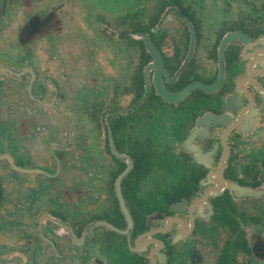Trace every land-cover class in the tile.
I'll return each mask as SVG.
<instances>
[{"label": "flooded vegetation", "instance_id": "af4514ba", "mask_svg": "<svg viewBox=\"0 0 264 264\" xmlns=\"http://www.w3.org/2000/svg\"><path fill=\"white\" fill-rule=\"evenodd\" d=\"M79 1L0 0V264H264V0Z\"/></svg>", "mask_w": 264, "mask_h": 264}, {"label": "rangeland", "instance_id": "374dc122", "mask_svg": "<svg viewBox=\"0 0 264 264\" xmlns=\"http://www.w3.org/2000/svg\"><path fill=\"white\" fill-rule=\"evenodd\" d=\"M61 4H62V8H61V15L64 18V23L62 26V32H64L65 34L63 35L64 37H67L66 33H69L71 31H79L82 27V23L83 22V17L85 14H83L84 11V4H82V2H80L79 0H61ZM109 6L113 5V3L110 1ZM73 20H72V19ZM15 22H20V19H16ZM82 31H85L82 29ZM62 36V35H60ZM1 42V41H0ZM50 44L49 43H45L44 46H42L41 44L39 45H33L32 47V55H34L35 57H33V61L35 64H41L43 65V62L45 61V65L47 68L46 71L43 72L46 73V76L49 77H54V79H58L59 80V84L62 86V92L64 95H66V99L63 101V106H68L71 103V98H69L73 86L74 85H78V83L80 82V84L82 85L81 87H83L84 82L81 79V75L84 73V68H85V61L84 59L79 60L81 56H79V50H81L82 46H81V42L79 39L76 40H68L66 41L65 44H62L61 47H59L58 50L55 54H60L62 57H64L67 61H66V69H62L60 67V69H58V61H54L53 60V56L52 54H50V56L48 57V54L46 52V50L43 48L45 47L46 49H49ZM59 46V44H58ZM4 47V43H2L0 45V48ZM15 47V45H14ZM45 50V51H44ZM76 54L77 57V67L76 70L74 71V65H75V60H74V55ZM43 57V61L42 59H40V57ZM41 65V67H42ZM38 66V65H37ZM60 70V71H59ZM69 70H72V74L77 76V78L80 77V81L76 80V82H74L72 80V78H69ZM62 74H66V78L62 77ZM47 82V89L49 91H52L53 89V81L50 80L46 81ZM49 95V94H48ZM49 97V96H48ZM6 106V105H4ZM38 108V109H37ZM17 111H19L17 109ZM26 111H30V112H38V113H44L40 118V124H41V130L38 131L37 133H35V137L32 140H29V145L34 146V147H30V149L32 151L34 150H39V153H42L43 150H45V148L43 147V145L46 143L43 139H45V137L48 135V133L52 130L50 129H54V125L56 124V120H54L51 116H49L51 110L49 109H44L41 106L37 105V104H30L28 103V108L26 109ZM46 126L45 129L42 128V126Z\"/></svg>", "mask_w": 264, "mask_h": 264}, {"label": "water", "instance_id": "95a60500", "mask_svg": "<svg viewBox=\"0 0 264 264\" xmlns=\"http://www.w3.org/2000/svg\"><path fill=\"white\" fill-rule=\"evenodd\" d=\"M145 41H146V45H147L148 50H152V44H151V41H150V39H149V37L147 35L145 36ZM187 91L188 90H186V92L184 91V92H182L180 94H177V95L178 96H183V95H185L187 93ZM163 94L167 96L166 92H163Z\"/></svg>", "mask_w": 264, "mask_h": 264}]
</instances>
